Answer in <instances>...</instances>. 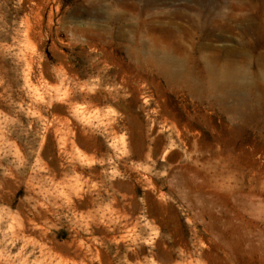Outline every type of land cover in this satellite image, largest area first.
<instances>
[{
  "label": "rangeland",
  "instance_id": "1",
  "mask_svg": "<svg viewBox=\"0 0 264 264\" xmlns=\"http://www.w3.org/2000/svg\"><path fill=\"white\" fill-rule=\"evenodd\" d=\"M208 1L0 0V264H264V129L148 65L154 39L230 49L248 23L187 42L129 16Z\"/></svg>",
  "mask_w": 264,
  "mask_h": 264
},
{
  "label": "bare ground",
  "instance_id": "2",
  "mask_svg": "<svg viewBox=\"0 0 264 264\" xmlns=\"http://www.w3.org/2000/svg\"><path fill=\"white\" fill-rule=\"evenodd\" d=\"M149 9L156 8L147 6L143 13L130 12L129 16L135 20L138 18L136 29L139 33L150 37L159 34L166 40L180 38L189 42L194 39L193 36L208 38L213 32H228L229 27L226 26V22L248 23L242 30V41L238 47L230 49L224 47L218 49L212 45H205L198 51L194 48L189 51L190 48L173 47L171 42H160L153 37L154 48L149 53L148 65L152 69L155 68L167 86L174 88L182 86L191 96L205 100L212 106H222V109L231 116L230 121L236 117L243 119L244 123L249 125L255 123L264 129V52H262L264 50V3L249 0L208 1L205 3V12L194 11L185 16L177 12L148 14ZM143 14L145 18L140 19L143 18ZM182 23L187 24L190 30L186 31ZM250 37L252 38L249 39ZM204 49L211 51L210 55H204L202 53ZM135 66L133 70L139 73L140 69H144L139 64ZM94 68L101 79L111 74L104 58ZM111 77L113 82L116 79L121 82L124 80V74L114 73ZM114 99L111 93L103 90V94L99 93L89 101L96 104L108 103ZM228 103L229 105L226 106ZM162 111L165 117H170V123L175 131L178 133L188 131L189 126L186 120L176 117L170 110L163 108ZM71 132L73 134V131ZM240 133L242 129L239 128L228 132L230 136L235 137H238ZM262 140L263 143L257 146L253 143V149L248 155L253 166L255 163L252 159L256 154L264 151V138ZM170 143L173 145L172 142ZM222 144L226 148L230 145L225 142Z\"/></svg>",
  "mask_w": 264,
  "mask_h": 264
}]
</instances>
